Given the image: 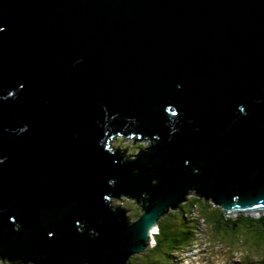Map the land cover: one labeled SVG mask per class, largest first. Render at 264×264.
Here are the masks:
<instances>
[{"label":"water","instance_id":"water-1","mask_svg":"<svg viewBox=\"0 0 264 264\" xmlns=\"http://www.w3.org/2000/svg\"><path fill=\"white\" fill-rule=\"evenodd\" d=\"M189 189L264 211V0H0V263L126 264Z\"/></svg>","mask_w":264,"mask_h":264},{"label":"rangeland","instance_id":"rangeland-1","mask_svg":"<svg viewBox=\"0 0 264 264\" xmlns=\"http://www.w3.org/2000/svg\"><path fill=\"white\" fill-rule=\"evenodd\" d=\"M110 144L112 146V149H115V145L117 150H119L120 152L126 153L127 155H133L139 153L142 148L148 146V141L142 140L139 137L137 138L134 135H129V137H127L125 136V134H122L119 136H113ZM185 196L186 200L181 201L176 207L169 206V208H167L166 210V214H163V216L166 218V220H169V222H175V218H179L180 220L178 219V224H182V222H184V219L182 218H184L187 212H183L177 215L178 217L176 216V214H172L171 216H169V213H174V211L181 210L180 208H182L183 204L188 205L194 198L197 199L198 206H192L191 212L189 211L190 214L185 219V230L192 228L195 230L192 236L193 238H191V240L186 244L185 247L173 252V255L176 258L174 261L175 264H231L232 262H240L242 260H246L247 262L250 261L253 264H258L263 261L260 258L264 254V241H262L261 239L258 240L259 242L262 241L261 245L263 247H261L260 245H254L249 238V236H251V238L253 239V234L248 229L249 227L247 225H242L243 227L236 229L234 233L224 231L223 229H219L220 232H218V229H216L215 226V221L213 220L210 223L205 218V214L201 210L199 202H203L202 204L206 203L208 205L207 207H211V205H213L217 210H223L222 205L216 203V201H214L212 198H207L206 200L203 199L204 196L198 195L195 191H189ZM109 202L112 206H121L126 208L127 211L125 212V216L128 215L131 219L128 221L132 223L139 219L138 215L141 216L145 213V209L137 201V199L129 197L127 195L110 197ZM243 214L246 216L264 217L263 210L255 214L244 213L241 211L233 216L227 213V217H240ZM161 220H158L157 231L151 232L149 236L150 238L146 240L147 245L145 249H143L144 251L142 250L131 253L126 260V264H131L132 261L137 262L138 259L136 257L137 255H140L139 253H147L151 249L156 247L157 236L160 234L159 229ZM164 221L165 220H162V224L164 223ZM241 222L246 223L247 221L242 219ZM236 250H239V252L241 253H247V250H249L253 254V257H246L245 254L234 252ZM191 254L194 255V257L190 256ZM141 257L143 258L144 255L141 254ZM143 261H145V258L143 259ZM0 264H12V262Z\"/></svg>","mask_w":264,"mask_h":264},{"label":"trees","instance_id":"trees-1","mask_svg":"<svg viewBox=\"0 0 264 264\" xmlns=\"http://www.w3.org/2000/svg\"><path fill=\"white\" fill-rule=\"evenodd\" d=\"M131 188H132L131 189L132 191L133 190L134 191L139 190V186L137 184L136 185L132 184ZM192 192H194V191H192ZM127 193H129V192H127ZM108 198L110 201V197H108ZM206 198L207 197H203V199H205V200H206ZM197 203H198L197 199L194 198L190 204H188V205L183 204L182 208H180L181 210L174 211V213H172V212L169 213V216H171L172 214H176V216H177L183 212H187V214L184 216V218H182V219H184L183 220L184 222H182V224H178L179 218H175V222H169V220H166V218L162 215L163 217H161V219L165 220V221L162 224V220L159 219V220H161L160 221L161 222L160 223V229H159L160 234L157 236L156 247H154L153 249H151L147 253H139L140 255H137V257H136L138 259V261L137 262L132 261L131 264H175L174 261L176 258L173 255V252L178 251L181 248L185 247L186 244L191 240V238H193L192 236H193L195 230L193 228L185 230V219L190 214V212L192 210L191 207L192 206H198ZM202 203L199 202V204L201 206V210L205 214V218L210 223L213 220L215 221V226H216V229H218V232H220L219 229H223L224 231L234 233V231L236 229L243 227L242 225H244V226L247 225L249 227L248 229L253 234V235L251 234L253 239L251 238V236H249L252 243L256 246L260 245L261 247H263L261 245V242L264 241V217L246 216L244 214L241 215L240 217H227V212L224 211L225 210L224 208H223V210H217V209H215L216 207L213 205H211V207L210 206L207 207L208 205L206 203H204V204H202ZM113 209L115 210L114 207H113ZM166 212H165V214H166ZM139 217L140 216L138 215V218ZM126 218L128 220H131L128 215L126 216ZM242 219L246 220L247 222L242 223L241 222ZM260 239L262 241L259 242L258 240H260ZM0 249H2V247H0ZM234 252L241 253V252H239V250H236ZM141 254L144 255L143 258L141 257ZM241 254H245L246 257H253L252 256L253 254L249 250H247V253L242 252ZM0 258H3V257L0 256ZM144 258H145V261H143ZM140 259H142V260H140ZM260 259L263 261L258 263V264H264V254ZM29 263L33 264L30 261H29ZM231 264H253V263H251L250 261L247 262L246 260H242L240 262H232Z\"/></svg>","mask_w":264,"mask_h":264},{"label":"bare ground","instance_id":"bare-ground-1","mask_svg":"<svg viewBox=\"0 0 264 264\" xmlns=\"http://www.w3.org/2000/svg\"><path fill=\"white\" fill-rule=\"evenodd\" d=\"M123 135H124V134H123ZM130 135H136V134H130ZM125 136L129 137V135H125ZM137 137H138V136H137ZM121 150H122V149H121ZM118 151H119V150H118ZM121 153H122V152H121ZM123 154L127 155L126 153H123ZM189 191H195V190H194V189H189L188 192H189ZM127 220H128V219H127ZM149 238H150V237H149ZM149 238H148V239H149ZM145 247H146V246H145ZM145 247L142 248L140 251H142L143 249H145ZM143 251H144V250H143ZM188 256H189V255H188ZM190 256L194 257V255H192V254H191ZM126 260H127V259H126ZM195 261H196V260H195Z\"/></svg>","mask_w":264,"mask_h":264},{"label":"clouds","instance_id":"clouds-1","mask_svg":"<svg viewBox=\"0 0 264 264\" xmlns=\"http://www.w3.org/2000/svg\"><path fill=\"white\" fill-rule=\"evenodd\" d=\"M119 135H122V134H117V136H119ZM135 137H137L138 135H134ZM139 137V136H138ZM137 137V138H138ZM113 139V138H112ZM114 147H115V150H117V148H116V146L114 145Z\"/></svg>","mask_w":264,"mask_h":264},{"label":"snow or ice","instance_id":"snow-or-ice-1","mask_svg":"<svg viewBox=\"0 0 264 264\" xmlns=\"http://www.w3.org/2000/svg\"><path fill=\"white\" fill-rule=\"evenodd\" d=\"M241 111H243V109H241Z\"/></svg>","mask_w":264,"mask_h":264}]
</instances>
